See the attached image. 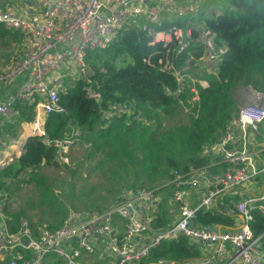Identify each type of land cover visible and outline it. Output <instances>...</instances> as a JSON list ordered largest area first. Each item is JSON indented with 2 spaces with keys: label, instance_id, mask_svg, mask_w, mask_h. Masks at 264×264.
Returning <instances> with one entry per match:
<instances>
[{
  "label": "built area",
  "instance_id": "obj_1",
  "mask_svg": "<svg viewBox=\"0 0 264 264\" xmlns=\"http://www.w3.org/2000/svg\"><path fill=\"white\" fill-rule=\"evenodd\" d=\"M210 1L226 11L233 9L230 0H39L37 7L0 9V27L22 34L20 55L0 67V125L13 114L15 105L34 102L29 136L43 137V143L54 150V162L68 163L81 131L73 129L62 139L50 140L44 130L46 115L65 112L55 84L57 72L72 68L84 81L85 96L100 106L101 94L87 76V52L107 48L125 25H135L150 34L152 48L172 44L177 54L200 48L198 73H215L228 48L200 19ZM171 18L185 21L156 30ZM164 69L169 71L172 66L165 64ZM174 77L182 86L184 76L174 72ZM198 83L207 85L202 80ZM190 91L196 96L193 87ZM236 97L238 112L218 138L202 149V155L213 162L184 175L174 171L166 181L178 206L176 220L169 226L146 236L147 226L138 217V207L150 206L158 197L153 190L139 188L123 193L104 211H72L55 229L40 227L35 232L22 220L12 233L5 222V198L0 196V258L9 259V264H90L101 248L110 257L107 264H138L161 242L182 237L202 257L185 264H262L264 232L254 237L249 223L255 213L264 216V138L258 135L264 122V93L247 86L238 89ZM131 113L123 105H110L101 120ZM4 162L0 157V167ZM227 201L236 214L234 229L192 223L198 211L228 210Z\"/></svg>",
  "mask_w": 264,
  "mask_h": 264
},
{
  "label": "trees",
  "instance_id": "obj_2",
  "mask_svg": "<svg viewBox=\"0 0 264 264\" xmlns=\"http://www.w3.org/2000/svg\"><path fill=\"white\" fill-rule=\"evenodd\" d=\"M10 2L0 0V9L14 7L15 4ZM230 2L232 11L220 10L217 2H213V10L200 17L228 48L215 73L202 76L198 73L196 63L202 54L200 48L191 47L180 54L172 44L165 48L160 45L152 48L148 44L150 34L135 25H125L107 48L90 50L86 55L87 76L101 94L100 106L85 96L84 81L76 78L71 85L61 84L57 89L65 112L50 113L45 117L44 130L50 140L62 139L73 129H78L84 143L91 146V153L107 151L109 155H105L107 167L104 171L114 181L125 176L127 182L122 188L130 191L145 188L157 195L164 193L148 220L147 236L172 222L166 208L170 192L165 186L172 173L177 171L184 175L191 169L213 162L201 152L218 138L226 123L238 112L236 91L250 86L264 93V0ZM215 7L219 8L217 13ZM184 21L171 18L156 30L179 26ZM21 37L18 31L0 27V51L11 48L15 55L1 57V54L0 67L10 64L13 61L11 57L15 59L20 55ZM165 64H170L172 69H164ZM174 72L184 76L182 86L176 81ZM193 77L197 78L195 83H191ZM200 79L206 81V87L199 85L197 81ZM192 87L196 96L190 91ZM110 105H123L132 113L108 122L101 120L102 112ZM179 108L185 110L187 122L178 119L172 126H163L165 116L176 113ZM33 109L34 102L14 106L13 114L0 126V136L7 135L2 139L4 142L17 139L21 124L33 121ZM136 115L139 118L135 119ZM53 156L54 150L43 143V137L28 136L20 155L14 160L15 167L0 168V196H4L10 177L30 179L42 167H60ZM121 191L117 192L120 194ZM228 203L225 202L229 211H198L194 224L205 228L234 229L236 214ZM109 207H96L93 211H104ZM66 216L62 212L61 220L48 227H59ZM23 217L22 212L13 217L5 215L10 232L19 229ZM249 226L254 237L261 235L264 216L255 213ZM31 227L37 231L36 227ZM261 244L264 264V235ZM25 257L29 258L30 254L25 252ZM201 258L199 249L179 237L161 242L140 264H158V260L185 264ZM0 264H9V259ZM17 264L22 263L19 261Z\"/></svg>",
  "mask_w": 264,
  "mask_h": 264
},
{
  "label": "rangeland",
  "instance_id": "obj_3",
  "mask_svg": "<svg viewBox=\"0 0 264 264\" xmlns=\"http://www.w3.org/2000/svg\"><path fill=\"white\" fill-rule=\"evenodd\" d=\"M14 3L15 8L23 7L24 4H30L37 7L39 0H10ZM26 2V3H24ZM213 1L203 10L202 15L210 13ZM219 8L214 10L216 13ZM221 8L220 10H223ZM2 49V48H0ZM1 50L0 55H14V50ZM10 56V57H11ZM10 60H14L12 57ZM197 69H201L199 62ZM66 69V67H65ZM62 69L58 72L59 78L67 79L66 82L72 84L77 76L69 73V69L65 72ZM197 78H192L191 83H195ZM65 81V80H64ZM64 83V82H63ZM202 86V84H199ZM238 105H240L239 101ZM178 119L187 122L185 110L179 108L176 113L166 115L163 120V126H172ZM258 135L264 138V122L259 126ZM4 133L0 136L1 146L9 147L13 145L6 143L2 139H6ZM8 140V141H9ZM18 142L19 140L16 139ZM17 145V143H14ZM80 140L78 145L74 147L68 157V163L60 167H42L29 179L25 176L10 177L7 180V190L3 193L6 207L5 215L15 216L20 212L24 217L20 220H25L31 226L36 228L48 227L56 224L61 220L62 212L68 216L72 211H93L96 207L105 208L114 204L120 196L130 190L122 188L127 182V178L113 180L107 177V172L104 171L107 162L105 155H109L107 151L102 153H91V146ZM17 150V148H15ZM15 157H9L0 167L14 166ZM122 190L119 194V190ZM7 211V214H6ZM66 216V217H67Z\"/></svg>",
  "mask_w": 264,
  "mask_h": 264
},
{
  "label": "crops",
  "instance_id": "obj_4",
  "mask_svg": "<svg viewBox=\"0 0 264 264\" xmlns=\"http://www.w3.org/2000/svg\"><path fill=\"white\" fill-rule=\"evenodd\" d=\"M24 3H26V2H24ZM31 3L30 4H24V5H31ZM31 6H33V5H31ZM33 7H35V6H33ZM14 8H15V6H14ZM20 9H21V7H19V10ZM63 69H65V68H63ZM68 69H69V73L72 75V72H71L72 68H66L64 70L65 75H67L66 71ZM61 70H59L58 72H60ZM58 72H57L56 81H55L57 89H58L59 86H61V84L71 85L70 83L66 82L67 79L59 78ZM200 80L204 81L203 79H200ZM71 83H73V82H71ZM30 127H31V122L30 123L21 124V127H20L19 132H18V136H17V139L19 141L16 142L17 141L16 139H11L13 141V145H10L9 147L7 146L8 144H6L4 148H2V146L0 145V157L3 158L4 161H6L7 158L9 159V157L17 158L20 155V153L22 151V145H23L25 139L29 136V128ZM11 140H9L8 142L11 143L12 142ZM14 143H17V145H14ZM15 148H17V150ZM167 188L169 189V192H170V198L166 202V208L168 210V213H169L170 217L172 218V222H174V220H176V215H177V212H178V206L171 199V189L169 187H167ZM161 193H159L157 195L158 199H157V201L154 204H152L150 206L147 205V204H144V205H141V206L138 207V217L140 218V220H142V222L147 227H148V225H147L148 224V220L151 218L150 216L152 215L153 211L155 210L156 203L159 202L161 196L162 197L165 196L164 193H163V195H161ZM154 232L155 231H153L151 233V235ZM109 259H110V257L108 255V253L106 254L104 252V250L99 248L98 251H97V256L95 257V259L90 264H107ZM85 262L87 263V261H85ZM138 264H140V263H138Z\"/></svg>",
  "mask_w": 264,
  "mask_h": 264
},
{
  "label": "water",
  "instance_id": "obj_5",
  "mask_svg": "<svg viewBox=\"0 0 264 264\" xmlns=\"http://www.w3.org/2000/svg\"><path fill=\"white\" fill-rule=\"evenodd\" d=\"M192 223L194 224L195 223V219H192ZM209 247V244L207 245ZM3 261V258L1 257L0 258V262Z\"/></svg>",
  "mask_w": 264,
  "mask_h": 264
}]
</instances>
